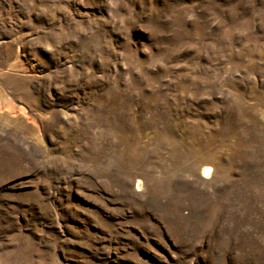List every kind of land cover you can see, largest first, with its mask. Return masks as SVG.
I'll list each match as a JSON object with an SVG mask.
<instances>
[{
    "label": "rangeland",
    "instance_id": "1",
    "mask_svg": "<svg viewBox=\"0 0 264 264\" xmlns=\"http://www.w3.org/2000/svg\"><path fill=\"white\" fill-rule=\"evenodd\" d=\"M0 264H264V0H0Z\"/></svg>",
    "mask_w": 264,
    "mask_h": 264
},
{
    "label": "bare ground",
    "instance_id": "2",
    "mask_svg": "<svg viewBox=\"0 0 264 264\" xmlns=\"http://www.w3.org/2000/svg\"><path fill=\"white\" fill-rule=\"evenodd\" d=\"M210 168L209 167H205L204 169H203V174L204 175H209L210 174Z\"/></svg>",
    "mask_w": 264,
    "mask_h": 264
}]
</instances>
